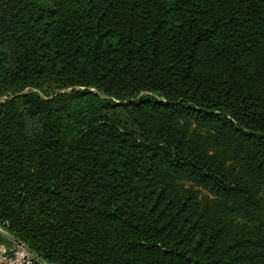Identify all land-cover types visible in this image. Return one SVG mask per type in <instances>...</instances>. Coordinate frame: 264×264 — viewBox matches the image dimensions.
I'll list each match as a JSON object with an SVG mask.
<instances>
[{"label": "trees", "instance_id": "trees-1", "mask_svg": "<svg viewBox=\"0 0 264 264\" xmlns=\"http://www.w3.org/2000/svg\"><path fill=\"white\" fill-rule=\"evenodd\" d=\"M0 228L45 264H264V0H0Z\"/></svg>", "mask_w": 264, "mask_h": 264}, {"label": "built area", "instance_id": "built-area-1", "mask_svg": "<svg viewBox=\"0 0 264 264\" xmlns=\"http://www.w3.org/2000/svg\"><path fill=\"white\" fill-rule=\"evenodd\" d=\"M2 261L4 264H34L36 262L33 253L21 242H16L3 256Z\"/></svg>", "mask_w": 264, "mask_h": 264}, {"label": "crops", "instance_id": "crops-1", "mask_svg": "<svg viewBox=\"0 0 264 264\" xmlns=\"http://www.w3.org/2000/svg\"><path fill=\"white\" fill-rule=\"evenodd\" d=\"M14 243L10 246V247H7L5 245H0V264H4L3 261H2V258L3 256L9 252V250L11 249V247H13ZM34 264H45V263H42V262H35Z\"/></svg>", "mask_w": 264, "mask_h": 264}, {"label": "water", "instance_id": "water-1", "mask_svg": "<svg viewBox=\"0 0 264 264\" xmlns=\"http://www.w3.org/2000/svg\"><path fill=\"white\" fill-rule=\"evenodd\" d=\"M1 231H3L1 228H0ZM4 232V231H3ZM34 255V254H33ZM35 257V256H34ZM43 263V262H42Z\"/></svg>", "mask_w": 264, "mask_h": 264}]
</instances>
